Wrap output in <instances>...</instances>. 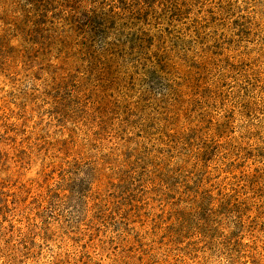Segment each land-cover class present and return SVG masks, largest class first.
<instances>
[{
	"label": "trees",
	"instance_id": "obj_1",
	"mask_svg": "<svg viewBox=\"0 0 264 264\" xmlns=\"http://www.w3.org/2000/svg\"><path fill=\"white\" fill-rule=\"evenodd\" d=\"M21 1L0 0V47L56 15L134 56L143 82L138 100L114 106L55 94L53 131L33 104H0L1 264H100L90 249L107 243L138 264H264V0ZM109 129L118 142L100 140ZM29 140L38 171L2 175L9 158L24 165Z\"/></svg>",
	"mask_w": 264,
	"mask_h": 264
},
{
	"label": "rangeland",
	"instance_id": "obj_2",
	"mask_svg": "<svg viewBox=\"0 0 264 264\" xmlns=\"http://www.w3.org/2000/svg\"><path fill=\"white\" fill-rule=\"evenodd\" d=\"M15 5L21 6L22 1L17 0ZM1 12L7 21H12L17 15L12 13L10 7ZM45 21L43 29L31 31L30 24L22 23L19 25L20 30H15L14 35L11 31L6 35L0 47V104L10 101V107L18 114L22 113L18 104L24 105L27 110L33 104L34 109L31 112L33 119H37L40 125H45L49 131H53L59 127L53 116L57 114H54L51 106L55 94H61L65 98L63 101L65 105L69 104L73 91L79 99L98 97L104 105L109 106H114V103L124 104L125 97L129 100L139 99L143 66L135 64L134 56L126 55L114 48L108 51L102 50L99 39L88 35L83 27L65 24L64 20L56 15H53V18L48 16ZM163 25L165 26V23L161 26ZM156 31V27H152L151 32ZM124 50L128 51L127 45ZM76 73L78 85L59 86L61 81H66L63 75L69 77ZM67 114L72 115L71 117L78 115L74 111H69ZM85 117L87 120L92 119L93 122V114H86ZM77 122L79 128L86 129L87 123L84 125L85 122L82 120ZM8 134L13 135V133ZM6 137L7 135L0 137V148L10 151V146L7 144L9 140ZM90 139L95 140L93 133H90ZM30 140L22 147V149L26 148L24 165L19 167L13 158H9L4 164V169L8 170L2 172V175L14 173V176L22 179L33 177L38 171L41 162L36 160L35 153L41 150L40 144L30 148L29 145L33 143ZM100 140L105 143L118 142L119 134L109 129V132L102 133ZM242 233L245 235V240L254 238L249 232ZM254 233L260 238L264 234L258 229ZM56 245L58 247L59 243L56 242ZM90 253L96 263L100 264H138L137 254L119 245L107 243L95 252L90 249ZM45 256L46 254H43L41 257L27 259L19 255L7 264H47Z\"/></svg>",
	"mask_w": 264,
	"mask_h": 264
}]
</instances>
